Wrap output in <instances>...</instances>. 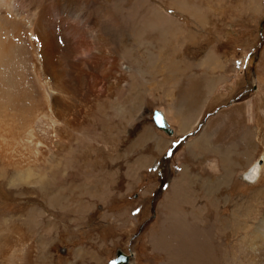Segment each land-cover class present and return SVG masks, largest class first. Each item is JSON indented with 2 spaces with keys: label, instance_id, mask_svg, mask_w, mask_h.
<instances>
[{
  "label": "rangeland",
  "instance_id": "1",
  "mask_svg": "<svg viewBox=\"0 0 264 264\" xmlns=\"http://www.w3.org/2000/svg\"><path fill=\"white\" fill-rule=\"evenodd\" d=\"M74 1L84 4L87 10L105 3L112 5L122 26L108 27V43L118 47L122 42L126 44L127 48L114 56L127 76L133 73L136 78L140 70L147 69L143 68L145 51H153L152 40L147 37L151 29L142 38L140 35L152 25L148 10L158 9L161 17L156 25L163 38L158 58L163 68L169 67L166 62L172 58L176 70L173 76L165 77L167 73L157 67L158 72L140 80L142 87L125 76L121 84L113 87L112 93L94 104L85 120L68 135L69 140H65L61 150L49 160L52 162L21 170L13 168L6 178L3 176L8 168H0V216L18 218L22 210L27 212L32 207L40 211L32 212L38 216V221L35 219L38 228L32 233L23 229L25 238L32 243L34 256L40 254L45 243L48 264H112L116 250L127 255L129 264H167L155 248L162 237L161 224L165 217L162 211L168 209L166 204L174 203L181 187L185 188L184 206L189 204L191 208L192 203L198 211L207 212L206 205L210 209V204H214L215 212L208 211L209 219L215 223L220 220L217 224L220 227L222 222L232 223L236 215L244 213L247 219L251 214L257 216L264 212V0ZM28 3L36 5L35 0ZM147 57L152 58L151 53ZM131 64L136 69L132 70ZM141 88H145L141 93L146 99L142 107L137 102ZM103 107L107 110L102 111ZM154 110L163 113L172 135L153 126ZM117 119L124 122L120 120L122 128L116 134L117 147L110 157V171L116 175L111 176L113 189L109 199L90 198L85 194L73 197L66 186L72 187L75 194L78 190H74V183L67 178L59 186L62 195L59 205H51L54 192L36 191L39 183L34 181L38 175L45 174L50 166L55 169L59 165L62 176L66 177L71 171L66 166L69 158L81 152L95 137L91 128L104 120L116 123ZM195 130L198 133L190 137V132ZM245 131H251V143L246 150L241 140ZM182 137L185 138L178 147L164 158ZM237 151V164L233 165L231 161ZM257 165L263 166L259 177L248 182L245 174ZM27 168L29 172L23 171ZM227 170L229 176L224 179L222 175ZM119 173L123 175L118 179ZM217 177L222 183L208 189L212 183L209 180ZM26 178L33 179V183ZM179 183L182 185H176ZM84 185L79 189L84 191ZM78 199L88 208L78 212ZM256 216L247 220V226L256 223ZM217 229L213 231L214 238L218 236ZM239 229V238H236L241 241L244 233ZM224 232L230 241L225 243L231 248L234 230L228 226Z\"/></svg>",
  "mask_w": 264,
  "mask_h": 264
},
{
  "label": "bare ground",
  "instance_id": "2",
  "mask_svg": "<svg viewBox=\"0 0 264 264\" xmlns=\"http://www.w3.org/2000/svg\"><path fill=\"white\" fill-rule=\"evenodd\" d=\"M35 1L36 5L33 7L28 0H0V168H8L2 170L4 178L10 175L13 168L21 170L41 162H52L49 160L59 149L61 150L68 135L85 120L87 114L93 110L94 104L108 95L114 86L121 84L127 76V72L121 68L122 64L120 65L114 56V53L119 52L120 49L127 48L126 44L122 42L118 47L108 43L110 38L107 36L108 27L122 26L111 4L106 6L105 3L93 10H87L84 4L74 0ZM113 7L115 8V5ZM148 15L152 25L145 28L140 35L142 38L146 34L145 31L151 29L147 37L152 40L150 48L153 51L148 50L144 53L146 60L143 68L147 69L142 68L138 78L133 73L127 76L131 78L132 83L141 87L140 80L151 77L159 69H163L164 74L167 73L165 77L173 76L176 70V63L172 58H168L167 68L162 67L158 58L161 54L159 47L163 46L160 45L163 38L156 25L161 17L160 12L154 8L148 10ZM150 53L152 58L147 57ZM170 60L171 62L168 63ZM132 63H135L134 59ZM131 65V69L134 70L135 65ZM144 89L141 88L139 93L144 92ZM192 91L195 93L193 89ZM193 92L188 94L192 95ZM144 98L141 93L137 101L140 107L142 102H146ZM105 110L107 108L103 107L102 111ZM106 118L105 115L104 119ZM163 118L167 123L164 115ZM123 119L120 120L124 122ZM105 120L91 128L95 137H92L81 152L69 158L66 166L71 168V171L66 177L61 174L62 167L57 165L55 169H51L54 168L52 166L47 168V174L38 175L40 177L34 181L39 183L36 191L42 194L54 192L50 199L51 205H59V197H62L59 186H63L62 182L67 178L74 183V190H78L75 194L71 190L72 187L66 186L73 197L85 194L90 198L109 199V192L113 189L111 176L116 175L115 172L110 171V157L117 147L116 134L122 128V122L118 119L116 123ZM167 125L170 128L168 123ZM250 132L245 131L244 135H241L242 139L240 138L245 150L251 143ZM172 134L171 129L170 135ZM252 134L253 137L254 132ZM141 138L144 139L145 136L141 135ZM237 155H239L238 151L231 164H237ZM253 167L244 176L248 182L259 177L263 166ZM28 170L29 168L23 171ZM224 173L222 176L225 179L229 176V171ZM122 175L119 173L118 179ZM18 178L22 180L20 176ZM218 178L209 180V183H212L209 184L208 189L211 190L215 184L222 183ZM26 180H29L30 184L33 183V179L30 181L26 178ZM83 184L85 185L84 191L81 189L82 192L79 187ZM22 189L27 188L22 187ZM181 189L174 197V203L166 204L165 207L168 209L162 211V215H165L160 231L162 237L158 236L155 248L166 259L167 264H264V212L258 213L257 216L251 214L246 219L244 213L239 215L238 206L237 214L240 217L236 215L232 223L222 222L220 227L217 225L221 223L220 220L215 223V220L209 219L211 214L208 211L214 214V204H210V209L206 205L207 212L198 211L199 209H195L192 203L191 208H188L189 204L187 207L183 205L185 188L181 187ZM67 200L71 202V199ZM81 202V199L76 202L77 211L88 208V205ZM44 203L42 202L43 205ZM22 211L18 218L14 215L0 216V218L4 217L3 221H0V264H48L47 244L44 243L40 254L34 256L32 243L25 238L23 231L24 229L27 233H32L38 228L36 223L38 216H34L32 212L40 211H36L33 207L27 212ZM254 216L256 223L247 226V220L251 221ZM241 217L244 219L241 220ZM228 226L234 230L231 248L225 243L230 242L227 233L224 232ZM217 227H219L216 232L218 236L214 238L213 231ZM239 228L244 233V237L240 236L241 241L237 236Z\"/></svg>",
  "mask_w": 264,
  "mask_h": 264
},
{
  "label": "water",
  "instance_id": "3",
  "mask_svg": "<svg viewBox=\"0 0 264 264\" xmlns=\"http://www.w3.org/2000/svg\"><path fill=\"white\" fill-rule=\"evenodd\" d=\"M156 114H159L160 117V121L159 123L156 122V120L154 119V116ZM151 121L153 123V126L159 130H161L162 132H164L167 135L171 134V129L168 127L167 123L165 122L163 115L160 111L154 110L152 111L151 114ZM196 132V130L194 132H192V134H194ZM185 137H182L181 139H179L175 144H173V146L170 148L168 154H166V156H164V158H167L169 155V153L172 154L173 150L175 149L176 146L179 145V143L184 139ZM112 264H128V257L127 255L123 254L120 250H116L115 252V257L112 261Z\"/></svg>",
  "mask_w": 264,
  "mask_h": 264
},
{
  "label": "crops",
  "instance_id": "4",
  "mask_svg": "<svg viewBox=\"0 0 264 264\" xmlns=\"http://www.w3.org/2000/svg\"><path fill=\"white\" fill-rule=\"evenodd\" d=\"M192 132H193V131H192ZM192 132H190V133L192 134ZM197 133H198V132H197ZM197 133H194V134L190 135V137H194ZM190 137H189V138H190ZM187 139H188V138H187ZM209 143H210V142H209ZM209 143H208V144H209ZM185 144H186V143H185ZM208 144H207V145H208ZM207 145H206V146H207ZM180 146H181V145H180ZM177 147H178V146H177ZM183 172H184V171H183ZM176 185H182V183H179V184H176ZM174 186H175V184H174ZM176 187H177V186H176Z\"/></svg>",
  "mask_w": 264,
  "mask_h": 264
},
{
  "label": "snow or ice",
  "instance_id": "5",
  "mask_svg": "<svg viewBox=\"0 0 264 264\" xmlns=\"http://www.w3.org/2000/svg\"><path fill=\"white\" fill-rule=\"evenodd\" d=\"M154 119L156 120L157 123H159V121H160L159 114H156V115L154 116ZM169 155H171V153H169Z\"/></svg>",
  "mask_w": 264,
  "mask_h": 264
}]
</instances>
